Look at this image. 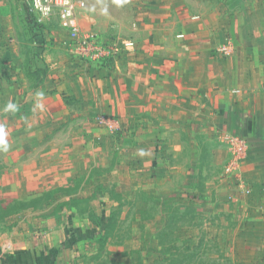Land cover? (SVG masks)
I'll use <instances>...</instances> for the list:
<instances>
[{
  "label": "rangeland",
  "instance_id": "obj_1",
  "mask_svg": "<svg viewBox=\"0 0 264 264\" xmlns=\"http://www.w3.org/2000/svg\"><path fill=\"white\" fill-rule=\"evenodd\" d=\"M74 1L84 4L75 8L80 37L91 31L87 19L94 10L115 24L112 39L128 36L140 7L149 19L166 13L176 30L204 21L219 31L213 55L222 71L235 68L238 81L243 73L250 90L263 89L264 97V0ZM76 52L57 14L41 17L29 0H0V233L31 229L42 264H264V116L254 111L264 105L258 94L244 97L245 113H233L248 116L247 142V129L219 120L205 126L206 134L179 138L171 159L138 160L115 148L111 159L90 169L78 162L69 189L31 198L22 192L23 138L52 141L69 130L56 120L76 119L84 85L69 83V71L84 67ZM232 137L245 144L235 145Z\"/></svg>",
  "mask_w": 264,
  "mask_h": 264
},
{
  "label": "crops",
  "instance_id": "obj_2",
  "mask_svg": "<svg viewBox=\"0 0 264 264\" xmlns=\"http://www.w3.org/2000/svg\"><path fill=\"white\" fill-rule=\"evenodd\" d=\"M95 11L87 19L90 32H107L95 34L101 40L114 41L108 32L116 29L115 24L105 11ZM137 13L140 20L128 29V36L117 37L134 41L133 53L118 57L108 66L84 63V67L76 65L69 71L70 85L78 88L74 82H84L76 95V119L55 121L66 123L69 130L49 142L39 136L23 138L26 145L22 157L26 160L21 165L27 167V173L21 174V190L28 197L52 188L69 189L78 162L86 161L90 169L111 159L115 148L124 156L132 152L138 160L147 155L156 161L171 159L179 138L206 134L205 126L211 122L220 120L224 126L247 129L248 141V116L238 119L233 113L247 111L244 97L252 93L258 94L264 105L263 89L254 86L250 90L243 73L238 81L235 68L228 66L222 71L219 56L213 55L220 45L219 31L204 21L187 22L176 30L167 22L166 13L157 19H149L150 12L142 7ZM254 111L256 117L264 116L262 107ZM99 114L119 120L116 133L97 129L94 117ZM192 124L199 129L192 130ZM78 143L82 152H78ZM62 200H70V196ZM30 231L19 227L0 233V264H42L44 252Z\"/></svg>",
  "mask_w": 264,
  "mask_h": 264
},
{
  "label": "built area",
  "instance_id": "obj_3",
  "mask_svg": "<svg viewBox=\"0 0 264 264\" xmlns=\"http://www.w3.org/2000/svg\"><path fill=\"white\" fill-rule=\"evenodd\" d=\"M34 12L41 17L57 14L59 26L73 37L74 46L79 60L87 65L104 67L110 65L118 57L135 51V43L128 39H115L112 42L101 40L92 32L79 36V24L75 17V8H82L84 4L74 0H29ZM196 19V17H193ZM178 37H181L179 35ZM94 122L111 133L116 132L121 124L118 119L105 115H96ZM232 142L240 146L245 143L232 137Z\"/></svg>",
  "mask_w": 264,
  "mask_h": 264
},
{
  "label": "clouds",
  "instance_id": "obj_4",
  "mask_svg": "<svg viewBox=\"0 0 264 264\" xmlns=\"http://www.w3.org/2000/svg\"><path fill=\"white\" fill-rule=\"evenodd\" d=\"M14 107V105H12V104H9V105H7V108H13Z\"/></svg>",
  "mask_w": 264,
  "mask_h": 264
}]
</instances>
